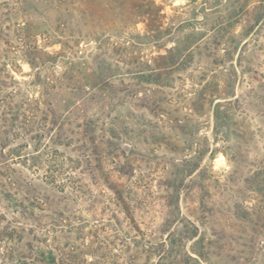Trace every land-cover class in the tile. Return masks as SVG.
Instances as JSON below:
<instances>
[{
  "label": "rangeland",
  "instance_id": "rangeland-1",
  "mask_svg": "<svg viewBox=\"0 0 264 264\" xmlns=\"http://www.w3.org/2000/svg\"><path fill=\"white\" fill-rule=\"evenodd\" d=\"M56 1L0 0V264H264V0Z\"/></svg>",
  "mask_w": 264,
  "mask_h": 264
},
{
  "label": "trees",
  "instance_id": "trees-1",
  "mask_svg": "<svg viewBox=\"0 0 264 264\" xmlns=\"http://www.w3.org/2000/svg\"><path fill=\"white\" fill-rule=\"evenodd\" d=\"M112 1V0H109ZM115 2L118 0H114ZM58 4H62L64 7H67L68 4H72L73 1L72 0H57L56 1ZM244 3L246 2V0L243 1ZM264 3V1L260 2V9H262V12L264 11V6H262ZM241 9V7H240ZM133 10L135 11L136 14H143L145 16H147V18L149 19V21H154L155 19V15L157 14V12H159L158 7L154 4L153 1L150 0H145L144 2H138L134 5ZM134 13V14H135ZM187 26H189V24H187ZM223 30V31H222ZM216 29L217 33H227L226 30L222 29ZM193 33H190L189 37H196L199 33L192 31ZM221 36V35H220ZM201 38V37H200ZM199 39V37H198ZM200 40V39H199ZM189 49H187L185 46L182 47V49L180 51L184 52L185 57L186 56H190V54L187 52ZM174 51V50H173ZM177 53H179V50H175ZM170 53L166 58H162V59H168L170 60V55H172V52H167ZM160 58V59H161ZM160 70V69H157ZM169 70H165V72L159 73L158 71L153 74V77H160L163 74H168ZM6 85L5 82L0 78V121L3 122L4 124L6 122H15L18 123L19 118L21 116V110L17 107H10L6 105L7 100L11 99V94L5 91ZM24 118V117H23ZM11 127L14 126V123L10 124ZM9 125V126H10ZM5 127H8V125H4ZM192 137L191 134H189L188 138ZM110 153H105V157H109ZM2 156V155H0ZM32 160H35V156L31 158ZM264 206V203H263ZM259 212L260 210H256V212H245L244 213V218L249 217L251 214H253L255 217H257L256 219L260 220V216H259ZM264 220L261 219V223L259 224V226H263ZM180 227L181 230L179 232H177L176 237L175 238H171V240H169V252L165 253V255L160 257L161 261H166V263L164 262H159V264H180L182 261L187 264L189 260H191V257L187 256V254L185 253L184 248L186 246V242L188 241L189 237H187V234H193V231L195 230L193 228V226H191V224L189 223H184L181 222L180 223ZM14 231H8L7 228H2L0 229V238H9V240H11L13 238V234ZM250 246L254 244V240H248ZM264 255V252H263ZM41 257L43 255H40ZM199 257L202 258V255H199ZM55 257L50 256V263L54 264V259ZM21 261V260H20Z\"/></svg>",
  "mask_w": 264,
  "mask_h": 264
}]
</instances>
